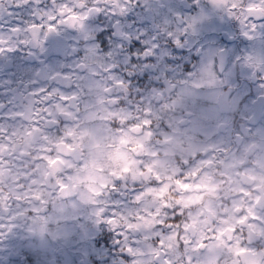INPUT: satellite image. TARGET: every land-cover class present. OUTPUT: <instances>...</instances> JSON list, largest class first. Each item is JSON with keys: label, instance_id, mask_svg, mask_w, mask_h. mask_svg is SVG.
I'll list each match as a JSON object with an SVG mask.
<instances>
[{"label": "clouds", "instance_id": "obj_1", "mask_svg": "<svg viewBox=\"0 0 264 264\" xmlns=\"http://www.w3.org/2000/svg\"><path fill=\"white\" fill-rule=\"evenodd\" d=\"M0 264H264V0H0Z\"/></svg>", "mask_w": 264, "mask_h": 264}]
</instances>
